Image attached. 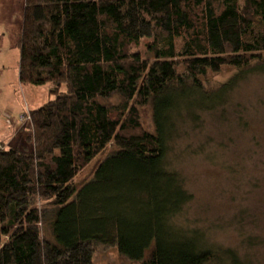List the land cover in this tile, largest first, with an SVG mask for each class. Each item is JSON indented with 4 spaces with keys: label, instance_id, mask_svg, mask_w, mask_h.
Segmentation results:
<instances>
[{
    "label": "trees",
    "instance_id": "16d2710c",
    "mask_svg": "<svg viewBox=\"0 0 264 264\" xmlns=\"http://www.w3.org/2000/svg\"><path fill=\"white\" fill-rule=\"evenodd\" d=\"M17 45L20 81L53 97L30 110L31 151L0 146V264H93L101 245L127 264H260L264 0H24ZM192 153L248 173L233 242L190 210Z\"/></svg>",
    "mask_w": 264,
    "mask_h": 264
},
{
    "label": "rangeland",
    "instance_id": "374dc122",
    "mask_svg": "<svg viewBox=\"0 0 264 264\" xmlns=\"http://www.w3.org/2000/svg\"><path fill=\"white\" fill-rule=\"evenodd\" d=\"M23 12L24 0H13V3L12 0H1L0 146L31 151L32 142L25 139L31 132V127L29 122L19 120V114L27 109L38 108L51 99L53 94L50 92V83L28 84L19 79L20 52L17 36L22 27ZM233 71L232 67H224L219 72H210L208 77L213 82H219L225 80ZM216 142L217 139L213 142L214 146ZM222 155L225 156L224 152ZM234 157H229V162L235 161ZM213 165L203 153L186 156L183 167L190 176L189 186L195 194L190 210L201 218L203 223L211 226L212 236L216 241L228 244L236 238V232L227 224L230 214L236 209L230 196L234 194L237 202L240 196L245 194V202L248 204L257 203L258 197L253 194V190L244 191L249 189L246 171L230 175L227 170L215 169ZM27 206L28 203L25 202L21 207L22 211ZM255 252L264 256V248ZM93 264H127V261L119 254L115 245H101L95 250ZM260 264H264V259H261Z\"/></svg>",
    "mask_w": 264,
    "mask_h": 264
},
{
    "label": "built area",
    "instance_id": "2783aa9c",
    "mask_svg": "<svg viewBox=\"0 0 264 264\" xmlns=\"http://www.w3.org/2000/svg\"><path fill=\"white\" fill-rule=\"evenodd\" d=\"M19 120L21 122H29V124L32 122L31 121V114H30V110L27 109L24 112H22L19 116Z\"/></svg>",
    "mask_w": 264,
    "mask_h": 264
},
{
    "label": "crops",
    "instance_id": "0c3cea01",
    "mask_svg": "<svg viewBox=\"0 0 264 264\" xmlns=\"http://www.w3.org/2000/svg\"><path fill=\"white\" fill-rule=\"evenodd\" d=\"M12 3H13V0H12ZM0 4H1V0H0ZM14 5H16V3H14ZM15 15H16V12H15ZM17 16V15H16ZM18 37V36H17ZM1 39V38H0ZM30 110V109H29ZM21 114V113H20ZM19 114V115H20ZM25 139H26V137H25Z\"/></svg>",
    "mask_w": 264,
    "mask_h": 264
}]
</instances>
